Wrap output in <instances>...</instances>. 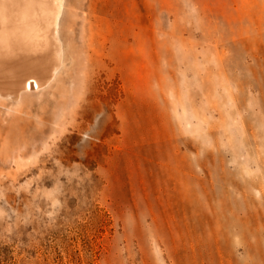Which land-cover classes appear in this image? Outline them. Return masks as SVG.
<instances>
[{"label": "rangeland", "instance_id": "obj_1", "mask_svg": "<svg viewBox=\"0 0 264 264\" xmlns=\"http://www.w3.org/2000/svg\"><path fill=\"white\" fill-rule=\"evenodd\" d=\"M65 1L72 99L0 139V264H264V0Z\"/></svg>", "mask_w": 264, "mask_h": 264}, {"label": "bare ground", "instance_id": "obj_2", "mask_svg": "<svg viewBox=\"0 0 264 264\" xmlns=\"http://www.w3.org/2000/svg\"><path fill=\"white\" fill-rule=\"evenodd\" d=\"M77 4L65 0H0V139L24 142L13 132L35 129L47 98L72 99L57 80L76 74L71 33ZM67 32V33H66ZM69 61L70 66L65 67ZM48 116V115H47ZM47 118V117H46ZM46 120V119H45ZM2 121H5L4 123ZM39 131V130H38Z\"/></svg>", "mask_w": 264, "mask_h": 264}]
</instances>
